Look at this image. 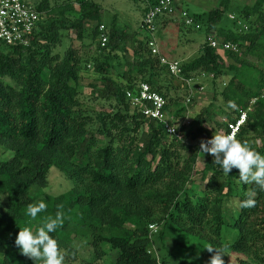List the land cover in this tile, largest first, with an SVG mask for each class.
<instances>
[{
    "label": "trees",
    "instance_id": "1",
    "mask_svg": "<svg viewBox=\"0 0 264 264\" xmlns=\"http://www.w3.org/2000/svg\"><path fill=\"white\" fill-rule=\"evenodd\" d=\"M230 1L219 0V7L208 13L206 22L190 16L199 28L204 26L207 36L215 31V37L245 47L246 54H258L264 40V13L249 21L248 32L220 27ZM155 3L152 0L149 7ZM49 4L42 0L34 6L50 10ZM81 7L82 18L71 27L83 40L84 24L88 20L100 24L102 14L101 6L92 0H82ZM245 12L247 17L251 15ZM174 15L160 17L158 26L161 19ZM59 27L56 22L47 26L44 19L29 46L0 41V147L5 148L0 156V194L7 199L5 209L0 210V264H35L19 252L15 244L18 232L25 227L35 232L48 217L55 218L57 211L63 213V226L50 235L59 249L72 251L74 236H87L94 259L86 264H169L150 249L154 241L148 224L156 211L167 216L168 225L196 229L206 240L205 248L231 249L236 253L235 264H264V192L258 186L241 182L238 169L225 175L212 159L203 169V178H208L202 194L196 196L188 189L196 183L192 173L200 154L192 142L215 134L205 126L214 116L212 106L199 113L197 127L184 132V139L169 136L160 122L134 108L126 92L141 82L149 83L167 100L162 83L167 67L152 55L144 29L145 36L135 43L134 50L140 54L146 47L150 57L128 62L121 48L127 35L114 22L105 44V60L96 58V72L103 85L99 91L109 110L94 116L79 99L83 58L78 49L68 48L63 57L51 55L50 44L59 38ZM98 28L92 31L94 38ZM220 51L206 41L200 56L182 63L183 75L191 78L193 72H204L215 82L231 73L221 94L227 105L234 103L237 115L257 98L237 137L247 142L250 133L264 135V69L244 61L240 52ZM120 55L125 60L122 74V62L116 61ZM167 108L176 118L187 112L186 106L180 113L173 112L168 100ZM224 114L228 121L235 119L226 110ZM224 126L227 130V122ZM250 147L264 156V147ZM181 149L190 152L189 156L184 157ZM52 167L65 172L71 182L70 189L58 195L42 192L49 185ZM37 187L41 193L35 195ZM253 191L256 207L242 209L241 201ZM236 196L237 207L229 208ZM38 201L45 202L47 208L32 219L26 214L27 206ZM164 233L160 232L161 237ZM112 252L114 259L110 258Z\"/></svg>",
    "mask_w": 264,
    "mask_h": 264
},
{
    "label": "rangeland",
    "instance_id": "2",
    "mask_svg": "<svg viewBox=\"0 0 264 264\" xmlns=\"http://www.w3.org/2000/svg\"><path fill=\"white\" fill-rule=\"evenodd\" d=\"M32 5H36L42 0H26ZM95 4L101 6L102 19L99 24L96 21L88 20L84 24L85 37L83 40L78 39V31L71 27L72 24L78 22L82 18V0H49L50 10H42L46 19V25L51 22H56L59 38L50 44L51 55L63 57L68 48L74 47L78 49L80 56L83 58L78 80L79 99L84 104V108L88 109L89 113L94 116L101 111H108L109 108L105 105V99H102V94L99 91L103 87L100 81V75L96 72V58L99 61L105 60V45L102 44V35L109 36V32L116 22L119 29L126 33V37L121 40V48L125 51L127 61L136 63L150 57L146 47L143 52L136 54L135 43L141 40L145 34L142 27L144 15L152 0H92ZM261 0H231L226 9V14L219 24L220 27L234 30L238 33L250 31L249 21H255L260 13H264V2ZM179 9L173 17L164 18L161 26H158L156 34L159 47L163 55L169 59L180 60L183 64L192 61L200 56L203 51V45L206 42L207 34L204 26L198 28L197 25L188 24L182 15L183 10L196 17H202L204 22L207 21L208 13L219 7V0H181ZM181 9V10H180ZM254 13V10H258ZM250 12V16H246V12ZM192 17V16H191ZM193 18V17H192ZM194 19V18H193ZM195 22V20H194ZM99 24V25H98ZM203 24V23H202ZM205 24V23H204ZM102 25L104 28L102 29ZM98 28V36H92L93 30ZM217 32L213 31L212 36L215 37ZM217 38V37H216ZM220 40L224 38L218 37ZM229 41V40H225ZM231 42V41H230ZM260 45L258 54H246L245 47H240L239 56L249 64H255L259 68L264 69V40ZM221 52V51H220ZM122 54V53H121ZM153 55V54H152ZM143 56V57H142ZM154 56V55H153ZM122 62L120 64V74L125 71L123 66L125 60L122 55L116 59ZM231 62V61H230ZM137 73V71L135 70ZM229 72V71H228ZM117 80L124 83L123 79H119L116 74L112 75ZM192 91L194 97L188 106L185 105L186 99L190 90L183 80H178L164 69L162 83L164 84V92L167 95V100L170 109L173 112L180 113L184 106L187 107V112L178 117V121L182 124L183 121L190 120V125L182 127L183 132L194 130L197 127V117L199 113L207 106H212L211 112L214 114L211 120L205 123V126L210 133L220 134L226 131L224 126L228 121L227 113L235 118L238 116L235 107H230L225 103L221 92L227 86L231 73H225V76L213 81L208 73L193 72ZM11 84H16L12 80H7ZM159 81V80H158ZM203 85L205 89L198 92V86ZM17 86V85H16ZM216 95V97H214ZM261 96L264 98V88L261 90ZM257 98L253 99L250 107L256 102ZM212 104V105H210ZM251 109V108H250ZM250 110L248 109V112ZM203 138V137H202ZM247 144L257 148L264 147V135H256L250 133L246 135ZM186 141H191L187 138ZM191 143V142H190ZM5 148L0 147V156L4 153ZM182 150V149H181ZM183 156L188 157L190 152H184ZM210 154L200 152L197 159L192 180L195 185L188 186L189 191L196 196L202 194V189L207 184L208 176L203 178V169L205 164L212 160ZM71 187V182L65 172H62L57 167H52L49 172V185L42 188V192L46 194L58 195ZM39 187L34 189V194L38 195ZM238 192V191H237ZM236 192V193H237ZM238 204V196L234 197L229 202V208H235ZM7 205L6 195L0 194V210L5 209ZM167 216L159 211L152 215L150 219L149 233L152 237L153 244L150 247L153 254L161 259L166 258L169 264H209L213 253H209L205 248L206 240L198 233L196 229H192L189 225L185 227H177L175 224L166 223ZM167 227V228H165ZM165 228V229H164ZM164 230V235L160 232ZM236 233H234L235 235ZM71 247L67 249L62 247L60 250L64 255V264H86L93 261L94 251L87 236L77 234L71 242ZM19 252L21 253L19 247ZM227 255L223 256L225 264H235V254L231 249H223ZM264 253V252H263ZM22 254V253H21ZM115 252L110 254V258L114 259ZM100 263V262H99ZM98 264V263H97Z\"/></svg>",
    "mask_w": 264,
    "mask_h": 264
},
{
    "label": "built area",
    "instance_id": "3",
    "mask_svg": "<svg viewBox=\"0 0 264 264\" xmlns=\"http://www.w3.org/2000/svg\"><path fill=\"white\" fill-rule=\"evenodd\" d=\"M155 4L150 6L144 15L142 27L149 35L148 47L154 56L160 59V63L167 67L168 72L178 80H183L190 90L185 105L188 106L194 97L192 91L193 78H186L183 75L182 62L177 59H169L161 52L156 34L158 33V19L162 16L173 15L176 13L180 0H155ZM188 24H194V19L187 11L182 12ZM45 19L44 13L26 0H0V41L9 45L29 46L31 37L35 29ZM199 28V25H197ZM102 29L104 26L102 25ZM108 37L102 35V44L105 45ZM206 41L213 48L223 52H239L240 47L237 43L220 40L212 35H208ZM198 92L203 91V85L198 86ZM126 96L131 105L146 117L160 122L165 132L178 139H184L182 127L190 125V120H185L182 124L174 115H170L167 108V100L160 92L154 90L147 82H141L132 90L126 92ZM250 110V107L248 108ZM248 109L240 111V114L233 120L227 121V130L221 135L235 134L237 139L242 126L247 121ZM171 129H176L174 132ZM212 137H203L193 141L200 150L201 141H207Z\"/></svg>",
    "mask_w": 264,
    "mask_h": 264
},
{
    "label": "clouds",
    "instance_id": "4",
    "mask_svg": "<svg viewBox=\"0 0 264 264\" xmlns=\"http://www.w3.org/2000/svg\"><path fill=\"white\" fill-rule=\"evenodd\" d=\"M230 107H235L230 102ZM176 129H171L175 131ZM200 152L210 154L213 157V163L219 165L225 175L235 168L239 171V180L245 184H255L261 192H264V156L251 148L247 142H241L236 139L235 134H214L207 140L201 141ZM248 198L241 201L242 209L256 207L257 201L254 198L256 192L247 194ZM62 207V206H58ZM47 205L43 201H38L27 206L26 214L32 219L45 211ZM63 226V213L57 211L55 218L48 217L45 223L35 232L31 228H20L15 240L21 253L38 264H64V255L59 249L58 242L50 235ZM209 253H213L209 264H225L223 259L226 252L221 248L207 247Z\"/></svg>",
    "mask_w": 264,
    "mask_h": 264
},
{
    "label": "crops",
    "instance_id": "5",
    "mask_svg": "<svg viewBox=\"0 0 264 264\" xmlns=\"http://www.w3.org/2000/svg\"><path fill=\"white\" fill-rule=\"evenodd\" d=\"M181 1V0H180ZM179 7V4H178V6H177V11H178V8ZM183 11H185V10H183ZM170 19V18H169ZM162 21H164L163 19H161L160 21H159V26H161V23H162Z\"/></svg>",
    "mask_w": 264,
    "mask_h": 264
}]
</instances>
